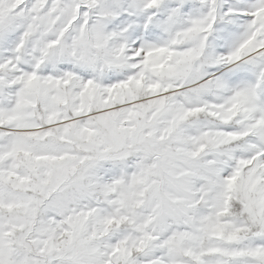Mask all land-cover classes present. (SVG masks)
<instances>
[{"label": "snow or ice", "instance_id": "6c2138e0", "mask_svg": "<svg viewBox=\"0 0 264 264\" xmlns=\"http://www.w3.org/2000/svg\"><path fill=\"white\" fill-rule=\"evenodd\" d=\"M0 264H264V0H0Z\"/></svg>", "mask_w": 264, "mask_h": 264}]
</instances>
